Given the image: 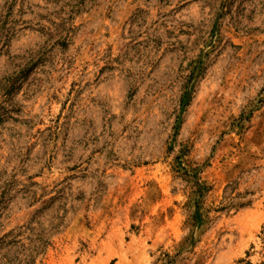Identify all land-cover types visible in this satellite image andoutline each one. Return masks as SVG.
<instances>
[{
	"label": "rangeland",
	"instance_id": "obj_1",
	"mask_svg": "<svg viewBox=\"0 0 264 264\" xmlns=\"http://www.w3.org/2000/svg\"><path fill=\"white\" fill-rule=\"evenodd\" d=\"M0 238L264 264V0H0Z\"/></svg>",
	"mask_w": 264,
	"mask_h": 264
},
{
	"label": "trees",
	"instance_id": "obj_2",
	"mask_svg": "<svg viewBox=\"0 0 264 264\" xmlns=\"http://www.w3.org/2000/svg\"><path fill=\"white\" fill-rule=\"evenodd\" d=\"M37 251L38 249L36 247H32V249H29L28 252L24 254L22 258L14 259V261H12L11 259L5 258V257L3 258L8 262V264H34L35 259L33 255H34V252L36 253Z\"/></svg>",
	"mask_w": 264,
	"mask_h": 264
}]
</instances>
